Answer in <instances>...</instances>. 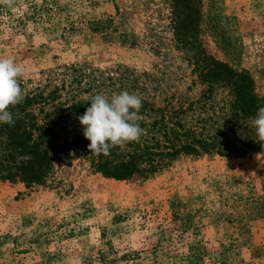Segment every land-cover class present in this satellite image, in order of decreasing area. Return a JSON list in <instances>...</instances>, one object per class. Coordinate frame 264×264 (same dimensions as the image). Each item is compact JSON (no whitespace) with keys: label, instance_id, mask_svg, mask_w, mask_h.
I'll return each mask as SVG.
<instances>
[{"label":"rangeland","instance_id":"1","mask_svg":"<svg viewBox=\"0 0 264 264\" xmlns=\"http://www.w3.org/2000/svg\"><path fill=\"white\" fill-rule=\"evenodd\" d=\"M175 26L264 96V0H15L0 4V56L24 69L23 94L72 66L127 68L130 91L176 102L201 84ZM0 264H264V153L183 154L117 179L73 150L42 184L0 176Z\"/></svg>","mask_w":264,"mask_h":264},{"label":"trees","instance_id":"2","mask_svg":"<svg viewBox=\"0 0 264 264\" xmlns=\"http://www.w3.org/2000/svg\"><path fill=\"white\" fill-rule=\"evenodd\" d=\"M177 2L174 0V7ZM176 30L177 27L175 34L188 51V60L194 65L192 72L201 84L198 94L181 93L176 102L173 96H165L160 104L156 99L159 94L145 97L139 93L142 108L138 123L144 134L137 142L114 147L107 156H97L89 151L90 141L72 121L74 116L83 115L95 94L102 93L110 99L125 90L133 93L123 82L130 81L129 69L91 75L72 66L76 74L69 82L63 80L50 89L36 86L24 93L20 104L10 107L15 123L0 124V176L42 184L54 164L73 150L87 156L94 172L117 179L147 178L183 154L264 153V143L258 140L252 125L257 109L264 107V96L255 92L248 73L230 68L203 49L194 52L197 46L193 39L188 41V28ZM71 89L74 93L64 98ZM83 93L88 96L83 98ZM24 154H30L32 159L18 164L17 155Z\"/></svg>","mask_w":264,"mask_h":264},{"label":"clouds","instance_id":"3","mask_svg":"<svg viewBox=\"0 0 264 264\" xmlns=\"http://www.w3.org/2000/svg\"><path fill=\"white\" fill-rule=\"evenodd\" d=\"M15 0H0V4L12 7ZM24 69L13 58L0 56V124L13 125L15 119L10 107H15L24 99L19 78ZM142 98L135 93L122 91L113 94L109 99L99 93L92 96L90 106L78 119L83 126V136L90 141L88 149L99 156H107L114 147H123L137 142L144 134L140 126ZM255 135L264 143V107L257 109L252 118ZM17 163H27L32 159L30 154L17 155Z\"/></svg>","mask_w":264,"mask_h":264}]
</instances>
